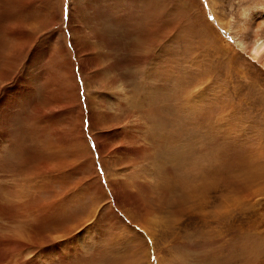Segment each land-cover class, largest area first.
Masks as SVG:
<instances>
[{"label": "rangeland", "instance_id": "obj_1", "mask_svg": "<svg viewBox=\"0 0 264 264\" xmlns=\"http://www.w3.org/2000/svg\"><path fill=\"white\" fill-rule=\"evenodd\" d=\"M257 10L0 0V264H264Z\"/></svg>", "mask_w": 264, "mask_h": 264}, {"label": "bare ground", "instance_id": "obj_2", "mask_svg": "<svg viewBox=\"0 0 264 264\" xmlns=\"http://www.w3.org/2000/svg\"><path fill=\"white\" fill-rule=\"evenodd\" d=\"M71 9H73V8H71ZM78 13L79 12H77L76 10H74V11L72 10V14L71 15L74 16L73 19L77 16ZM251 16H250V19H249L247 25L245 26V28L243 30L242 37L237 42H238V45H239L240 48L248 51L254 58L264 59V55H263L264 53H262L263 50H264V38L263 37H261V38L258 37L260 35V30H259L260 27H263V25H264V11L263 10H257ZM161 35H162L161 33H156L155 34L153 31H150L149 34L145 35L144 39H146L147 47L149 48L150 43L152 45L158 44L159 40L161 38ZM260 39H262V40L259 41ZM148 48L144 49L143 51L148 50ZM139 51L143 52L142 49H140ZM262 63H263V61H262ZM148 100H149V98H148ZM146 104H147V102H146ZM143 105H144V103H143ZM147 106H149V105H147ZM149 107H151V106H149ZM148 111H150V110H148ZM192 171H194V170L192 169ZM115 193L118 194V191H115Z\"/></svg>", "mask_w": 264, "mask_h": 264}]
</instances>
